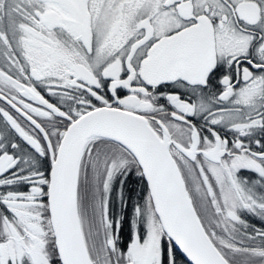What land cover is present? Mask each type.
<instances>
[{"label": "snow or ice", "instance_id": "6c2138e0", "mask_svg": "<svg viewBox=\"0 0 264 264\" xmlns=\"http://www.w3.org/2000/svg\"><path fill=\"white\" fill-rule=\"evenodd\" d=\"M0 264H264V0H0Z\"/></svg>", "mask_w": 264, "mask_h": 264}]
</instances>
